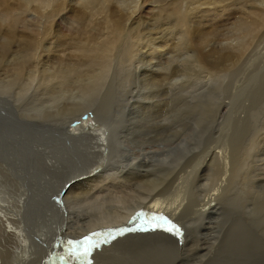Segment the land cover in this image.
Returning a JSON list of instances; mask_svg holds the SVG:
<instances>
[{
    "label": "bare ground",
    "instance_id": "6f19581e",
    "mask_svg": "<svg viewBox=\"0 0 264 264\" xmlns=\"http://www.w3.org/2000/svg\"><path fill=\"white\" fill-rule=\"evenodd\" d=\"M119 1L0 0V72L12 75V84L38 72L45 78L40 87L68 86L75 77L87 80L78 83L86 91L105 94L99 100L102 110L90 101L67 103L29 118L21 112L34 109H21L16 99L0 93V178L15 180L16 189L10 197L6 185L0 190V264H30L31 258L46 264L49 245L60 264H264V162L249 160V139L260 144L259 131L253 135V127L237 128L233 110L235 115L224 114L225 131L208 133L205 121L212 109L204 102L193 107L194 124H183L187 117L178 115L180 128L158 125L160 120L154 127L149 122L148 128L136 127L141 118L133 116L125 125L120 112L108 113L122 85L126 57L134 58L140 49L153 60L163 55L162 48L188 54V61L197 63L194 71L214 81L259 53L262 58L264 5L240 2L236 12L241 17L232 27L239 34L237 45L216 47L212 41L218 25L197 28L192 16L233 14L238 0H132L134 6ZM61 13L75 23L68 32ZM148 20L153 23L147 32L142 26ZM168 56L161 57L173 64L174 57ZM188 61L168 63L170 72L149 66L142 70V81L156 86L178 71L186 73ZM41 62H49L50 73L44 66L39 70ZM111 72L119 82L113 80L107 91ZM152 101L154 108L158 102ZM153 111L167 115L165 108ZM29 137H37L39 144L27 145ZM89 236L97 246L76 258L68 241ZM40 244L42 257L34 255Z\"/></svg>",
    "mask_w": 264,
    "mask_h": 264
},
{
    "label": "rangeland",
    "instance_id": "374dc122",
    "mask_svg": "<svg viewBox=\"0 0 264 264\" xmlns=\"http://www.w3.org/2000/svg\"><path fill=\"white\" fill-rule=\"evenodd\" d=\"M257 1L253 0L252 1L253 3L250 2V3H248V5H250V6H252V5L253 6L254 5H258V6L264 5V3L261 4V2L264 0H257ZM120 2H121V4H123V6L125 3H126V6L127 5L132 6L135 3L132 0H126V1L120 0L119 3ZM237 2H236L237 5L235 7L236 10L233 7L235 5L232 6V8L235 10L233 12V14L227 13V14H229V16L227 14H225V16L222 15L224 17L217 16V18L219 17V19L217 20V18L211 16L210 13L196 12L192 16V23H194V24L196 23L195 25H197V28H202V27L207 28L208 26L211 25V23L218 25L217 27L219 28L218 29L219 35L216 38H214L212 41V44L216 47H226V46H231V45L232 46L237 45L236 43H238L237 41L240 38L238 37L239 34L237 36H235L236 33H234L233 29H234V27H236L235 24L237 23L236 21L238 20L237 17H241V15L236 11L238 10V8H241L240 2H242L243 4H246V1L245 0H238ZM210 7H212V6H210ZM203 9H206L205 6L203 7ZM149 11L150 10L148 9L146 13L144 12V14H147ZM62 14H64V13H61V15ZM61 15H60V17H65V22H66V23L63 22L64 20L62 21L63 25L62 24L61 25L63 26V30L66 26L67 27L65 30H67V28L69 29L70 26L72 27L73 24L75 25V23H73V21L71 22L69 20H66L67 19L66 13L62 16ZM31 18H32V16L30 17V19ZM215 18H216V20H215ZM67 23H69V24H67ZM145 23L143 24L142 27L144 28V30H147V28L152 25L151 23H153V21L151 22L148 20V22L145 21ZM233 23H235V24H233ZM232 27H233V29H232ZM148 30H149V28H148ZM148 30H147V32H148ZM67 32H68V30H67ZM160 34H162V33H159L157 35L159 36ZM232 34H234V35L232 36ZM262 44H263V42L261 43L260 47L262 46ZM260 47H258V48H260ZM163 49H164V51H162L163 55L159 54L160 56L158 57L159 59L157 58L158 60L156 58L153 60V58H151L148 53L146 54V52L142 53L143 50H141V49L138 50L141 53L136 52V56L134 58H131L129 60L128 57H126L127 58L125 61L126 66H125V69L122 71L121 78L119 79V81L121 80L120 83L122 85H121V88L119 87V90H118L119 92L117 91L118 92L117 95L114 96L115 98H113V100L112 99L110 100L111 101L110 105H111V103H113L112 105L113 106L115 105V106H114V108H111L113 110L108 109V111H109L108 113H112L115 115L116 112H120V114H122L124 116V117L122 116L123 120L120 123H123L125 125H128L127 124L128 123V116H133V117H135V119H138L139 117L141 118V120H139L138 122H134V123H137V125H133L136 127H142L143 126V128H148L149 124L151 127H154L155 124H156L155 126H157V123L160 120L161 122L159 121L160 124L158 123V125H161V124L162 125H165V124L169 125L170 124V127L172 125L173 127L176 126V128H180L181 126H177L175 123L178 115H181L183 113V115L187 117L186 120L188 122H186V120H185L183 122V124H187V123L194 124L195 121L192 119V117L194 115H197V113H195L194 109L197 110L196 109L197 104H199L200 102L201 103L204 102L210 106L209 110H211V109L213 110V111L211 110L210 112H208L209 114L211 113L210 117L212 118V120L215 118L213 121L211 120V118L209 120L205 121V123L207 122V130H209L208 131V133H209L210 131H213V130H211L212 128H214V131H215V130H221V128L223 127L224 129L223 128L222 129L225 131V129H226V125H225V121H226L225 118L226 117L225 116H226V114H231L232 112H230V111L234 110L233 112L236 113V115H238V118H236L234 121L235 126L237 128L253 127V129H254L253 135L255 134V130L259 131L258 132L259 135L261 134L260 144H258L259 142L256 138H254L255 140H257V141L254 140L256 142L254 144L252 143L253 139L252 138L249 139L250 140V142H249L250 147L253 148V150L250 151L251 157L249 158V160L254 162V160L256 159L255 162H258V160L264 162V73H262L263 75L260 74L261 73L260 69L262 67H264V55L262 58H259V57H261V53L255 55L252 59V60H254L253 62H249L246 64L243 63V65L240 67L236 66V70L234 72L229 73L230 75L229 74L226 75L227 78L216 79L214 81L213 79H211L210 77H208L206 75V72L202 71V73H200L201 71L199 72V70L194 71L197 67V63L195 62V60L193 58V61L196 64L195 65L193 64L194 66H192L191 64L193 63V61L191 63L189 62L190 59L188 58V56H189L188 54L185 56L183 54L181 55V53H179V52H177V54H175L176 52H171L169 47H168V49L166 48L167 50L165 48H162V50ZM169 50H170L169 53H165L166 51H169ZM263 51H264V49H263ZM61 54L62 53H60V55ZM140 54H142V55L144 54V55L142 56ZM189 54H191V52ZM168 55H170L171 57H174L173 58V62H174L173 64L171 62L167 61L168 60L167 57H169ZM161 56L165 57L167 60H164L165 58H163ZM183 57H184V62H187L189 60L187 63L188 65H186V73L178 71L177 73L172 74L168 80H165L163 82H159L158 85H156V86H155L154 82H151V84H148L150 82H148V83L143 82L144 81L143 79L146 78V74L142 70L145 71V70H148L149 68L153 69L155 67L156 68L159 67L162 72H165V71L170 72L172 70L171 67L177 65L180 62L181 58H183ZM142 58H145V59H142ZM190 58H192V57H190ZM149 59H151V60H149ZM174 59H177V60L179 59V60L177 61ZM145 60L147 63H145ZM159 60L160 61L162 60V62L160 64H159V62H160ZM163 61H165L164 63H165L166 67H163L164 66ZM44 62L39 63L40 66H39V64H37V67H39V68L41 67V69H39V70H43V68L45 67L47 69L46 72L50 73L52 70V67L51 68L49 67V65H48L49 62H46V63H44ZM152 62H153V64H152ZM168 63H171L172 66L171 67H170V65L168 66ZM154 64H155V66H154ZM55 66H56V64H54V67ZM189 66H191L192 68ZM168 68H170V71ZM189 68H190V70H189ZM153 70H155V69H153ZM156 70H157V72H161L158 68ZM262 71L264 72V69ZM130 73H131V75H130ZM40 74L38 72H35V73L31 72V76H32L31 78H30V76H28L26 74L25 77L23 78V80L19 81L20 84H22V86H21L18 82L15 85L11 83L10 80L12 79V75L10 76V74H7L5 72H0V93L3 92L2 94H4L5 97L7 96V98H9V97H10V99L12 98L11 100L16 99L15 101H17V103H18L17 105L19 107H22L21 109H27V108L28 109L31 108V110L34 109V111L27 110L26 112H21L22 110H20V112L23 113L24 116L29 115V118L33 117V116L36 117L38 115L42 116L43 115L42 113H44V112H47L50 110H51L50 112L57 111V109L59 110L60 107H62L63 105H65L67 103L68 104H77V102L78 103L83 102V104H87V103L92 102L93 108H96V109L98 108V109L102 110L101 108L98 107V106H100L99 100H101L102 99L101 97H104L105 94L100 93V94H98L100 96L99 97L98 95H96V93H92V92L90 93V92L86 91L85 89H83L82 86H85V85H82V84H84L83 82L81 83V86H80V84H78L82 80L83 81H87V80H84V79L79 80L80 78L75 80V77H74L72 82H70V85H68L69 87L68 86H64V87L57 86L56 89L54 88L52 90L51 89L52 87H49V89H48V86H46V84H43L42 87H40L41 83H39V82L41 80L45 79V78H42V77H44L43 76L44 74L43 75H42V73H40ZM226 76H224V77H226ZM8 77L11 79L9 80ZM32 78H34V81ZM108 78H109V79H107L108 84H106L104 86V90L106 89L107 91L109 89L110 83H112V81L114 80V78L112 76V72L110 73V76ZM53 79H56V78H53ZM74 80L77 83H75ZM109 80H111V82H109ZM218 80H220V81H218ZM25 81H27V82H25ZM53 81H57V79L53 80ZM119 81L118 80L116 81V79L114 80V82H117V83ZM37 83H38V86H36ZM88 84L91 85L92 82L90 83V81H89ZM12 85H13V87H12ZM105 87H108V88H105ZM146 87H147V89H146ZM28 88H30V91H29L30 94H28V90H29ZM61 88H63V89H61ZM45 91L47 92V94ZM25 92H27V93H25ZM16 94H18V95H16ZM20 94H21V96H20ZM94 95H96V96L94 97ZM98 97H99V99H97ZM152 100H157L156 102H158V105L154 108L152 105V103H153ZM87 101H90V102H87ZM119 101H120V103L118 104L117 102H119ZM170 101L173 102V103H170L172 105L174 104L173 106L170 104L168 105V102H170ZM180 101H184L185 104H183ZM85 102H87V103H85ZM179 102H180V104H179ZM121 103H122V106H121ZM164 103L167 104V106H166L167 108L165 107ZM24 104H26V105L23 106ZM163 104H164V107H163ZM181 104H183V106ZM112 105L110 107H113ZM233 106H235V107H233ZM193 107H194V109H193ZM164 108L167 111V115H166V113H164V114L159 113L157 115H152L154 113L153 109L164 110ZM182 110H184V111L182 112ZM37 111H39L41 113H39ZM27 112H29V113L27 114ZM127 112H129L130 114ZM171 112H174V113L178 112V113L177 114L175 113V115H174ZM143 113H146V114L143 115ZM234 113H232V114H234ZM169 114H170V116H169ZM171 114H173L174 116H172ZM224 114H225V116H224ZM151 116H152V118L154 117L153 120L149 118ZM67 117L66 118L61 117L60 120L61 121L63 119L68 120ZM166 117H168L169 119ZM118 118H119V116L117 117V119ZM156 118H158V119H156ZM223 118H224V120H223ZM241 119H243V120H242V122L239 123V121ZM1 121H2L1 122L2 125H4V123H3L4 121L2 119H1ZM146 121H147V124H146ZM155 121L157 123H155ZM163 121H164V123H163ZM215 121H217V122H215ZM221 121L224 122V124L222 122L223 125L221 124ZM237 121H238V124H237ZM148 122H149V124H148ZM211 122H213V123H211ZM120 123H118V124L120 125ZM144 123L146 124V126H144ZM249 124H251L252 126L251 125L249 126ZM208 125H209V127H208ZM220 125H222V126H220ZM243 125H245V126H243ZM235 126H232V127L235 128ZM218 128H220V129H218ZM260 131H262L263 133H260ZM36 138L35 137H33V138L29 137V141H28L27 145L32 146V144L34 145L35 143L39 144V141L37 140L38 138L37 139ZM0 142H2V141H0ZM261 143L263 146L261 145ZM252 148H250V149H252ZM12 152H14V151H12ZM12 152L8 151L7 154L13 155L14 153H12ZM260 152H261V154H260ZM7 154L6 155L4 154V155L6 157L7 156L12 157V156H9ZM3 158H4V156H3ZM263 168H264V166H263ZM0 172H1V170H0ZM0 177H2V173H0ZM0 181L2 182V184H0V190H3L4 185H6L5 186L6 189H4V190H6V191H8L10 189L13 190V191L10 190V192H8L7 197L15 195V193H16V189H15V185H14L15 180L3 181V179L0 178ZM4 182H6V183L4 184ZM7 183H9V184H7ZM9 193H11L10 196H9ZM96 239H98V238H96ZM49 246H50L49 250L51 252V256L48 258V262L46 264H60V262L54 256L55 253H53L51 251V245H49ZM42 247L43 246H41V244H40L39 249L36 250L34 253L35 256H38V257L41 256L42 257V255H43V250H42L43 248ZM91 252H90V254H91ZM29 263L30 264H40L41 262H38L35 258H31ZM143 264H146V262H144Z\"/></svg>",
    "mask_w": 264,
    "mask_h": 264
},
{
    "label": "snow or ice",
    "instance_id": "6c2138e0",
    "mask_svg": "<svg viewBox=\"0 0 264 264\" xmlns=\"http://www.w3.org/2000/svg\"><path fill=\"white\" fill-rule=\"evenodd\" d=\"M161 225H157L159 227ZM175 226L168 228V231H173ZM68 244L70 245L72 254L76 256V258H80L81 256H87L93 248H95L97 245L95 241L92 239L91 236L85 237L82 241L80 240H70L68 241ZM83 248V251L80 252V249Z\"/></svg>",
    "mask_w": 264,
    "mask_h": 264
}]
</instances>
